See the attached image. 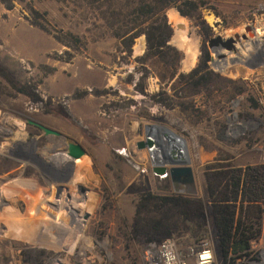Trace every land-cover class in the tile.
<instances>
[{
  "label": "rangeland",
  "instance_id": "1",
  "mask_svg": "<svg viewBox=\"0 0 264 264\" xmlns=\"http://www.w3.org/2000/svg\"><path fill=\"white\" fill-rule=\"evenodd\" d=\"M79 1L0 0V72L39 96L30 100L0 75V264H141V249L149 241L133 231L134 204L141 193L208 203L207 165L264 169V0H210L224 22L203 8L202 19L212 31L208 38L200 19L181 16L188 22L181 21L185 30H177L168 15L176 8L166 10L169 44L182 53V72L196 65L202 39L207 45L215 35L245 33L249 24L257 30L254 38L236 44L237 54L222 48L226 57L218 59L209 49L216 64L211 67L243 79L246 91L228 99L231 86H224V92L203 90L193 97L198 110L192 115L135 91L140 75L135 57L145 50L137 49L144 35L135 39L128 57L99 10L87 12ZM177 31L197 45L190 67L185 62L191 53L178 45L183 37ZM231 58L238 61L231 63ZM146 90L158 91V79L150 77ZM145 124L163 125L185 140L194 187L152 172L147 149L136 147L144 139ZM40 126L61 136L45 134ZM68 138L85 149L80 165L65 154ZM17 180L18 186L9 184ZM206 221L201 237L213 239L216 263L223 264L213 225ZM179 225L170 235L178 243L199 238L190 223ZM238 263L248 264L243 258Z\"/></svg>",
  "mask_w": 264,
  "mask_h": 264
},
{
  "label": "trees",
  "instance_id": "2",
  "mask_svg": "<svg viewBox=\"0 0 264 264\" xmlns=\"http://www.w3.org/2000/svg\"><path fill=\"white\" fill-rule=\"evenodd\" d=\"M209 3L210 0H80L79 6L87 12L99 10L101 18L110 24L119 43L124 45L122 51L128 57L132 55L135 39L144 35L145 50L135 57L140 71L139 78L134 83L135 91L149 96L153 103L160 106L168 109L177 107L180 112L192 115L198 110L194 106L193 97L203 90L207 94L212 89L224 92V86H231L228 99L246 91L243 79L225 77L211 67V53L205 38L201 41L196 65L187 72L178 70L182 53L169 44L172 28L165 12L173 6L181 16L200 19L203 34L208 38L212 31L202 19V9L211 8L216 16H222ZM221 20L224 22L222 17ZM257 23L256 26H261L260 22ZM70 37L78 41L71 33ZM58 39L64 45L71 46L69 40L63 37ZM262 47L261 42L258 49L261 50ZM0 75L30 100H39L36 91L28 86H18L17 81L6 73L0 72ZM150 77L157 78L159 84V90L151 94L146 90ZM207 96L210 98V95ZM133 103L131 100L127 106ZM204 176L208 203L181 195L150 191L141 193L134 204L136 220L133 231L149 240H157L169 237L182 222L190 223V228L197 230L201 238L209 218L223 264H236L237 259L250 254L251 241L261 233L264 216V169L251 164L235 166L218 162L207 165ZM193 222L196 224H192Z\"/></svg>",
  "mask_w": 264,
  "mask_h": 264
},
{
  "label": "water",
  "instance_id": "3",
  "mask_svg": "<svg viewBox=\"0 0 264 264\" xmlns=\"http://www.w3.org/2000/svg\"><path fill=\"white\" fill-rule=\"evenodd\" d=\"M176 29L185 30V25L183 23H177ZM244 30L245 33H235L230 37L215 35L208 39L207 45L218 59H224L226 57L225 53L219 52L222 48L228 52L237 54V43L241 40H247L249 37L254 38L256 36L253 25H246ZM235 61H238V58L230 59L231 63ZM209 63L216 66L213 57H211ZM40 127L45 134L61 136L59 131L45 126ZM144 129V139L137 141L136 147L138 149H147L152 172L160 177H169L172 182H179L183 185L194 187V173L189 164L185 140L183 138L181 139L179 135L163 125L145 124ZM66 145L65 153L71 159H78L85 154V149L72 139H69ZM77 187L80 189V193L84 195L86 189L80 185Z\"/></svg>",
  "mask_w": 264,
  "mask_h": 264
},
{
  "label": "built area",
  "instance_id": "4",
  "mask_svg": "<svg viewBox=\"0 0 264 264\" xmlns=\"http://www.w3.org/2000/svg\"><path fill=\"white\" fill-rule=\"evenodd\" d=\"M248 264H263L264 235L253 239L250 244ZM141 264H217L214 242L203 236L194 242L180 244L173 237L147 241L140 252Z\"/></svg>",
  "mask_w": 264,
  "mask_h": 264
},
{
  "label": "bare ground",
  "instance_id": "5",
  "mask_svg": "<svg viewBox=\"0 0 264 264\" xmlns=\"http://www.w3.org/2000/svg\"><path fill=\"white\" fill-rule=\"evenodd\" d=\"M168 15H169V18L171 19V21L174 22V24L176 23H180L181 21L185 22L187 24V20L184 18V17H181V15H179V13L175 10V9H172V10H169L168 12ZM257 31V30H256ZM178 32V35L182 36L183 39H181L180 43H178V45L181 47V48H184L187 51H190V55H191V61L189 62L188 60L185 62L186 64V67H190L194 62H195V59H196V56L198 55V50H197V45L196 43L194 42L193 39H190L189 37L186 36L185 33H182L180 31H177ZM178 39V37H176ZM186 41H190L191 43L187 44ZM177 43V42H176ZM144 44H145V41H144V38L142 37L141 40H140V43L137 45V49L142 51L143 48H144ZM187 59V55L185 56V59L184 61ZM180 138L182 139V137L180 136ZM66 154V153H65ZM67 155V154H66ZM68 156V155H67ZM69 157V156H68ZM70 158V157H69ZM85 157H82V158H78V159H72L74 161H76L79 165L82 163V161L84 160ZM61 164V163H60ZM19 182V180L17 181H13L11 183H9L10 185H12L13 187H15V185H17ZM21 185V184H20ZM18 186V185H17ZM23 187H24V184H23ZM27 188L24 187V190H26ZM26 192V191H25ZM52 193V192H51Z\"/></svg>",
  "mask_w": 264,
  "mask_h": 264
},
{
  "label": "flooded vegetation",
  "instance_id": "6",
  "mask_svg": "<svg viewBox=\"0 0 264 264\" xmlns=\"http://www.w3.org/2000/svg\"><path fill=\"white\" fill-rule=\"evenodd\" d=\"M175 184L181 185V183H179V182H175ZM184 186H187V185H184ZM262 263L264 264V262H262Z\"/></svg>",
  "mask_w": 264,
  "mask_h": 264
}]
</instances>
